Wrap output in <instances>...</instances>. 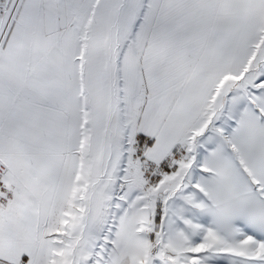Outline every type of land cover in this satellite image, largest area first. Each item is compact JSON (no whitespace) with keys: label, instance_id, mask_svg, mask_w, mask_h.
Masks as SVG:
<instances>
[{"label":"snow or ice","instance_id":"1","mask_svg":"<svg viewBox=\"0 0 264 264\" xmlns=\"http://www.w3.org/2000/svg\"><path fill=\"white\" fill-rule=\"evenodd\" d=\"M0 264H264V0H0Z\"/></svg>","mask_w":264,"mask_h":264}]
</instances>
